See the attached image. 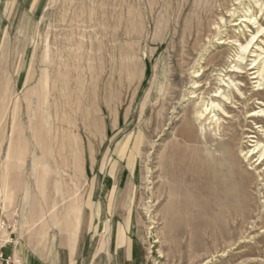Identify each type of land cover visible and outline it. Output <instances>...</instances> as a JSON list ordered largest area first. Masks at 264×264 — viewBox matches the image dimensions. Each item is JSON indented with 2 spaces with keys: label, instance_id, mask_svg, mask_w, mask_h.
I'll return each instance as SVG.
<instances>
[{
  "label": "rangeland",
  "instance_id": "obj_1",
  "mask_svg": "<svg viewBox=\"0 0 264 264\" xmlns=\"http://www.w3.org/2000/svg\"><path fill=\"white\" fill-rule=\"evenodd\" d=\"M245 16L254 25L234 26ZM259 25L264 0H0V216L61 213L70 250L81 220L77 264H264V159L254 153L264 120L248 119L264 109V83L228 73ZM204 104L214 113L202 126ZM187 117L197 134H229L242 174L240 208L198 241L162 219L164 168Z\"/></svg>",
  "mask_w": 264,
  "mask_h": 264
},
{
  "label": "bare ground",
  "instance_id": "obj_2",
  "mask_svg": "<svg viewBox=\"0 0 264 264\" xmlns=\"http://www.w3.org/2000/svg\"><path fill=\"white\" fill-rule=\"evenodd\" d=\"M241 24L252 26L254 22L251 17L245 16L241 19L240 24H235L234 26ZM263 35L264 26L259 25L258 32L252 41L246 46H242V52L245 57H240L243 56L241 52V55L238 56L239 61L234 62L235 66L233 68L235 71H229L228 73H234L242 78H247L250 75L253 77L252 80H256L257 83H264L263 47H259L253 52L256 54L252 56L256 58L253 62V67L248 70L244 68L247 60L246 56L250 53V47L258 36ZM222 44H225V42L221 41L219 45ZM199 77H201V73H196L195 79ZM6 84L8 85V83ZM226 86L238 92L240 90L233 82L228 83ZM226 86L224 84V87ZM200 87L201 85L195 82L193 89H199ZM192 98H196L195 95ZM214 98L218 100L222 99L223 101L227 99L229 101V98H226L225 91L222 90H219ZM242 98L245 99L243 103H246L248 98L243 95ZM226 104L230 103L227 102ZM202 107H204L203 111L198 113L197 120L203 126L204 121L207 120V116L214 113V109L212 105L206 106L204 104ZM215 107L219 108V105ZM240 108L246 110L249 106H241ZM248 119L264 120V109L260 108L259 110L250 112ZM212 122L219 128L218 119H213ZM194 127L191 119L187 117L185 119V126L181 131L182 135L179 134V137L181 136L182 138L171 142L169 148L170 153L167 158L168 161L164 168L167 181L163 183V186L169 189L171 198L166 212L162 215V219L169 233L180 237L190 232L192 237H196L198 241L202 233L207 230H210L213 236L218 237L220 232L225 229L222 222L223 215L234 214L239 207V205L234 204L236 188H233V182L237 174L240 176L242 174L235 167L236 160L232 149L233 143L228 138V133H225L221 139H218L217 135L214 136L207 127L198 131V134L195 133ZM252 138L254 137L252 136ZM213 143L215 145H212ZM213 147H215L214 150ZM220 149H224L222 156L217 154ZM254 150V153L260 154V160L264 159V144L256 141ZM227 162L228 164L230 163L229 166L226 165ZM243 184L244 179H240L239 187ZM239 200L243 203L247 202V198L242 191H239ZM244 209L243 207L242 210ZM78 222L79 211L75 213L72 220H69L68 226L66 227L67 230L72 231V237L69 240L71 248L73 247L75 233L78 229Z\"/></svg>",
  "mask_w": 264,
  "mask_h": 264
},
{
  "label": "crops",
  "instance_id": "obj_3",
  "mask_svg": "<svg viewBox=\"0 0 264 264\" xmlns=\"http://www.w3.org/2000/svg\"><path fill=\"white\" fill-rule=\"evenodd\" d=\"M63 216L61 213L44 211L43 215L40 212L37 214V217L41 220L34 221L35 213L28 211L23 213L19 224L8 217L15 221L13 223L16 225L15 235L21 240L17 255L22 258L23 264H77L81 220L76 243L70 250L69 247L62 244V234L65 232L64 221H62ZM42 234H55L58 236L57 239H54V242L51 241V238L46 242V239L40 236ZM34 235H38V237L35 238ZM11 251L12 249L8 248L6 253L10 254Z\"/></svg>",
  "mask_w": 264,
  "mask_h": 264
},
{
  "label": "built area",
  "instance_id": "obj_4",
  "mask_svg": "<svg viewBox=\"0 0 264 264\" xmlns=\"http://www.w3.org/2000/svg\"><path fill=\"white\" fill-rule=\"evenodd\" d=\"M15 224L0 216V264H23L22 258L17 255L20 241L15 235ZM11 248L10 254L6 250Z\"/></svg>",
  "mask_w": 264,
  "mask_h": 264
}]
</instances>
